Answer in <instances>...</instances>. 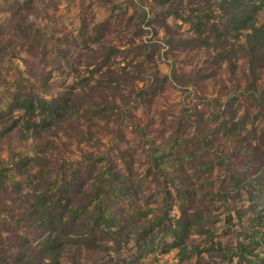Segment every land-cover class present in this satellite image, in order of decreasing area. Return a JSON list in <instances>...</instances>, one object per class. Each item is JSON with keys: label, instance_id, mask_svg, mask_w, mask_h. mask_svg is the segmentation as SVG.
<instances>
[{"label": "rangeland", "instance_id": "rangeland-1", "mask_svg": "<svg viewBox=\"0 0 264 264\" xmlns=\"http://www.w3.org/2000/svg\"><path fill=\"white\" fill-rule=\"evenodd\" d=\"M250 3L258 39L232 26L243 9L229 0H0L2 103L74 108L46 129L21 109L0 124V160L32 158L0 188V264L38 251L44 227L28 215L41 178L82 204L109 169L127 192L109 202L122 234L98 229L104 246L80 247L86 229L69 228L58 264H264V0ZM173 146L155 166L153 148ZM179 222L193 230L163 250Z\"/></svg>", "mask_w": 264, "mask_h": 264}, {"label": "trees", "instance_id": "trees-1", "mask_svg": "<svg viewBox=\"0 0 264 264\" xmlns=\"http://www.w3.org/2000/svg\"><path fill=\"white\" fill-rule=\"evenodd\" d=\"M229 3L234 8L243 9L241 14L232 17V26L235 28L250 27L253 31V36L258 39L261 28L253 24V13L257 10L258 6L250 3V0H229ZM258 96L264 101L262 94ZM15 109H21L28 115L27 122L29 126L33 124L35 127L39 126L42 129L59 123L66 115L74 112L73 104H71L67 97L60 96L46 99L35 94L22 96L19 93L11 102L4 104L0 100L1 125L8 121L9 115ZM102 112H104V109L101 108L94 110L95 114ZM13 123H10L7 127H11ZM176 151L177 146H173L171 149H163L162 151L158 150V148H153L151 156L154 160V165H162ZM31 159L27 155L18 153V159L14 160L11 166L7 165V162L0 160V188L12 177L26 174ZM109 172L110 176L103 180L101 185L96 186L88 201L82 204H71L70 197L68 196L70 188L67 183L56 185V183L51 182L48 185L49 179L41 178L39 181L41 185L35 190L36 195L33 200V208L30 210L28 216L32 218L36 217V220H39L40 224L44 227V232L39 240L38 251H34L30 247H24L18 253L17 258L22 264H38L46 259L58 264L60 256L64 253L63 246L67 244L63 237H70V234L74 235L73 232H70L69 228H75L76 226L86 229L85 234L81 235L83 238L76 240L80 247L102 248L104 244L97 242L91 236L98 229L106 235L105 238L107 239L105 240H114L117 243V239L123 231L122 219L113 214L109 202L112 198H117L127 192L122 185L116 184L120 175L110 169ZM147 216L148 211L141 218H146ZM153 222L154 225L165 224V221L161 217L158 218L157 222L156 219ZM148 228L147 226V230ZM192 230L190 224L179 222L173 228L174 239L171 242H165L163 250L166 251L172 247H182L185 237ZM25 241L28 242V239L26 238ZM150 250H152V247ZM97 264L107 263L101 262Z\"/></svg>", "mask_w": 264, "mask_h": 264}]
</instances>
